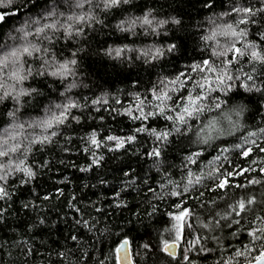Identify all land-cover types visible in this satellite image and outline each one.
Segmentation results:
<instances>
[{
	"label": "trees",
	"instance_id": "16d2710c",
	"mask_svg": "<svg viewBox=\"0 0 264 264\" xmlns=\"http://www.w3.org/2000/svg\"><path fill=\"white\" fill-rule=\"evenodd\" d=\"M37 2L40 6L28 11ZM94 3L102 7V0H94ZM22 4L24 0H12L11 4L2 0L0 6V13L6 17L0 22V59L8 57L6 63L0 65V83L13 86L17 91L27 90L30 94L21 96L20 104L11 98L0 102V140L6 138L5 129L12 131L14 122L27 125L39 121L48 114V109L65 102L60 93L72 83L76 86L66 95L86 106L72 110L79 122L70 119L68 127L62 129L63 135L44 147L33 146L26 158V166L36 172L33 180L21 185L22 174L16 173L10 178L7 187L12 193L11 200L0 201V209L4 210L0 219V264H117L115 249L124 239L129 241L135 264H185L180 259L183 251L198 238L201 243L197 249L205 247L212 251L193 250L189 253L193 264L254 261L260 251H264V242L253 243L247 234L251 227L264 226L256 219L257 216L264 217V172H261L264 169V151H261L264 148V63L251 60L249 52L228 65L234 79L226 80L224 85L218 83L216 73L193 72L192 66L208 60L217 68H223L235 55L234 49L224 56L213 53H225L232 45L233 35L228 25L235 26L241 18L232 9L264 7V2L130 0L129 5H121L108 13L94 11L102 23L78 25L84 29L83 34L67 40L57 34L61 36L55 45L58 59L73 58L71 54L77 52L75 75L64 80L40 76L43 65L35 57L25 56L17 61L8 54L26 43L24 33L19 29L34 31L35 25L31 28H25V25L32 24L46 7L56 5V18L61 23H65L69 15L87 12L88 7L78 8L77 0H48L47 6L44 0H30L24 7ZM148 11H151L153 26L160 20L167 23L155 32L148 26L137 25L131 32H121L116 27L121 20L143 16ZM254 19L256 23L239 24V29L247 30V37L236 40L235 48H243L245 43L252 42L257 45V51L264 52V41L259 38L260 33H264V16L257 14ZM174 20L180 23H173ZM46 22L50 21L41 20V23ZM27 39L34 40V37ZM172 44L176 45L174 51H165L154 61L143 57L136 59L138 51H125L116 59L107 55L110 48L127 46L134 50H154L159 47L166 50ZM29 71L32 75L20 83L9 78L16 72L27 76ZM181 73L184 74L181 76L184 86L178 82L174 86L176 91L171 93L177 105L191 92L193 96H204L202 105L212 109L204 111L198 119H190L191 129L181 125L185 135L176 134L172 122L162 117L141 122L124 114L129 108H136L137 97L146 101L145 111H152L153 88L159 86L160 80H174ZM248 76L252 79H247ZM197 82L203 83L204 88L197 87ZM3 90L0 89V94ZM93 100L100 102L93 105ZM216 103H221L219 109L215 108ZM10 111L15 112L13 117H9ZM222 113H230L231 118L224 119ZM171 114L175 115L174 112ZM216 119L219 120L216 128L223 134L205 128L201 135L218 138L209 145L197 144L195 133ZM138 127L172 132V135L161 144L149 132L137 133ZM20 131L13 134L19 135ZM93 131L101 146L89 145L91 151L86 152L81 138ZM23 132L31 139L40 129L38 126L25 127ZM110 135L119 138L134 135L136 139L123 148H116L115 142L106 140ZM68 136L72 137L71 142ZM9 143L15 141L9 140ZM236 145L250 147L252 151L244 157ZM154 147L161 152L160 157L155 158L158 164L148 155ZM225 147L229 149L224 154L228 156L227 161L223 160L220 151ZM110 148L114 150L110 151ZM194 151L202 154L195 164H189L186 157ZM92 152L103 157L100 165L92 166L86 172L80 171L91 164ZM217 156H221V160L210 165ZM214 168L219 169L214 176L229 170L251 171L229 178L233 187L227 196L221 191L210 190L215 187L213 179H204L183 197L168 195L174 188L183 189L189 171L195 178ZM252 179H259L261 183L249 184ZM201 192L203 196H200ZM45 196L48 199H44ZM241 198L254 200L241 225L228 227V221H221L222 227L213 231L202 227L213 217L219 219L216 212L226 214L231 211L228 205ZM25 204L29 207L25 208ZM177 204L192 213L187 219L191 226L182 230L179 241H175L172 228L175 222L171 219V215L179 214ZM41 218L46 221L43 225L39 224ZM233 218L240 219H230ZM77 220L87 221L88 227L77 224ZM73 235L78 237L75 242L70 238ZM173 241L178 245L176 260L162 251L165 242ZM145 244L150 247L145 249ZM246 247L251 251L245 256L235 255L236 251H244ZM84 252H89L90 258L81 259ZM59 253H64L67 259Z\"/></svg>",
	"mask_w": 264,
	"mask_h": 264
},
{
	"label": "snow or ice",
	"instance_id": "6c2138e0",
	"mask_svg": "<svg viewBox=\"0 0 264 264\" xmlns=\"http://www.w3.org/2000/svg\"><path fill=\"white\" fill-rule=\"evenodd\" d=\"M9 4L12 3V0H7ZM264 2V0H262ZM30 3V0H24V5ZM130 0H102V7L97 6L94 3V0H77L76 6L78 8H85L88 7V11L84 12L79 15H69L66 18L65 23H61V21L56 18L57 11L56 5L53 4L50 8L46 7V10L40 14L39 18L32 20V24L25 25V28H31L32 25H35L34 31H25L23 28L19 29L24 33V38L26 43L19 49L13 50L9 53V56H13L16 58L17 61L20 60L21 57H35L40 62H42L43 70L39 73L40 76H51L59 80L67 79L69 76L75 75V66L77 65L78 61L75 58L77 56V52H73L71 55L73 58H66L60 60L57 58V52L55 50V45L61 38V36L67 40L71 39L74 35L79 37L83 34L84 29L77 27L81 24H91L92 22L95 23H102L96 16L93 14L94 11H98L100 13H108L113 9L120 8L121 5H129ZM44 5H48V0H44ZM0 6H2V0H0ZM40 6L39 3H34L28 11H34L36 7ZM233 12L240 14L241 18L234 26L233 24L228 25V28L232 30L233 35V42L230 48L225 53L214 52L213 54L216 56H224L227 54L228 51L234 49L235 55L231 60H228L223 68H217L214 66L210 61L204 60L202 64H195L192 66L193 72H207V73H216L217 74V81L219 84L224 85L226 80H233L234 77L229 74L228 65L232 64L234 61L239 60L241 57L248 55L250 52L251 60L257 61L260 63H264V52L257 51V45L252 42H247L244 44L243 48H235L236 40H242L247 37V30L246 29H239V24H248V23H256L254 17L257 14H261L264 16V7H257L253 8L252 6H244V7H234L232 9ZM62 15V13H61ZM151 11L145 12L143 16H136L132 19H124L121 20L116 27L121 32H131L133 31L137 25L140 27L148 26L151 28L153 32L157 30L158 27H163L167 21L160 20L156 22V25L153 26V19L151 17ZM5 14L0 13V22L5 20ZM41 20L50 21L46 23H41ZM173 23H180L178 20H174ZM61 34L58 36L57 34ZM28 37H34V40H28ZM261 41H264V33H260L259 36ZM207 39V38H206ZM176 48L175 44L169 45V47L165 50L162 48H155L154 50L149 49H139L134 50L131 48H127V46L123 48H115V49H108L107 55L113 57V59L120 58L122 53L125 51L132 52L138 51L139 55L136 59L140 58H150L151 60H157L165 54V51L172 52ZM8 57L5 56L3 59H0V65H4L7 61ZM32 73L29 71L27 76L21 75L19 72L12 73L9 77L10 79L15 80L17 83H20L23 80H26L28 76H31ZM184 74L181 73L180 75L176 76L174 80L166 81L164 79L160 80L159 86L154 87L151 93V100L154 102L151 104L152 111H145L146 101L137 97V105L136 108L133 110L129 108L124 114L130 116L133 120H140L141 122L147 121L152 117L157 118H164L168 121H171L173 124V131L176 134L185 135L186 133L180 127L181 125L186 126L188 129H191V125L188 123L190 119H198L199 116L204 111H211V108H206L202 105V101L204 100V96L197 94L193 96L191 92L189 93L186 99H181L179 105H177V101L173 99L171 95L172 92L176 91L174 87L178 82H180L181 87H183V82H181V76ZM205 80L208 77H204ZM247 79L251 80L252 77L248 76ZM76 85L72 83L68 85L64 92H61L60 95L65 97V102L56 104L54 109H48V114L39 120L32 123L19 124L13 123L11 127V132L8 129H5L4 132L6 134V138L0 140V201H8L11 200L12 193L8 190V183L10 178L15 175L16 173L22 174L21 185L27 184L29 181L33 180L36 177V172L29 166H26V158L27 155L32 151L33 146L40 145L44 147L48 144H51L54 138L63 135L62 129L68 127V122L71 120H76L79 122V117L72 115L73 109H78L85 107L86 105H81L78 101L68 97L66 95L67 92L71 91ZM197 87L203 89L204 84L197 82ZM0 89H4L2 94H0V102H4L7 98H11L16 102V104H20V97L21 96H28L30 93L27 90L20 89L17 91L13 86H5L3 83H0ZM251 90V89H248ZM35 91V89H32ZM100 101L93 100L92 104H98ZM170 102V103H169ZM222 103V102H221ZM221 103H216L215 108L219 109L221 107ZM16 111H19L17 108ZM134 112L139 113V115H135ZM175 113L172 115L171 113ZM239 113H237L238 115ZM9 117H13L15 115L14 111L8 112ZM224 119H230V113H222L221 114ZM219 123V120H212L209 121L207 125L202 127L199 132L195 133L197 139V144L209 145L210 142L218 136H212L210 134L201 135V133L205 132V128L213 129L217 131L219 134H223L221 129H217L216 125ZM34 126H38L40 132L38 135H34L31 139L28 138L27 135H24L23 130L25 127L32 128ZM16 130H21L19 135H15ZM137 133L140 132H149L150 135L154 136L156 141L163 144L168 141L172 132H159L156 129H149L147 127H138L136 129ZM250 135H255L251 133ZM68 141L71 142L72 137H67ZM85 143V151L90 152L91 148L89 145L99 148L101 146V141L97 139V133L93 131L89 136L81 138ZM136 137L134 135H129L125 138H119L117 136H107V141L115 142L116 148H123L125 144L132 143ZM9 140L15 141V143H9ZM24 141H27L25 144ZM236 148L241 149V155L244 157H248L252 149L243 148L242 145H236ZM110 151L114 149H109ZM221 156L223 157L224 161L228 160V156L224 155L225 153L229 152L227 147L222 148ZM261 151H264V148H261ZM16 154H19L17 156ZM92 160L91 164L87 168H81L80 171L86 172L91 169L92 166H99L103 157L97 156L95 152H92ZM200 151H194L191 155L187 156L186 159L189 164H195L197 162V158L201 156ZM150 157L154 158L155 163H159L158 158L161 155V152L158 147H154L151 152L148 153ZM23 156L24 158H19ZM221 156L215 157L212 161H210V165H215L216 161L221 160ZM251 169H238L236 171L229 170L227 173L220 172L219 176H214V172H219V169L214 168L213 171L208 172L207 174H202L200 176H195L193 178L194 173L189 171L188 173V182L183 186L182 190H176L174 188L168 195L172 197H183L185 193H188L192 190L195 185L202 184L204 179H213L215 182V187L211 188L212 191H221L223 192L224 196H227L228 190L233 187L230 182V177L233 175H241L246 174ZM261 172H264V169H261ZM223 177V178H221ZM171 183V182H170ZM249 184H259L261 180L259 179H252L248 181ZM164 187V185H161ZM178 187V186H177ZM235 187H245L244 185H236ZM151 191V189H149ZM200 196H203V193H200ZM44 199H48L47 196ZM215 204V201H213ZM254 204V200L251 198L244 199L241 198L237 200L235 203L228 205L231 211L227 212L226 214H221L220 212H216L215 216H218L219 219L213 217L212 220H209L208 223H203L202 227L208 229L209 231L215 230V228L222 227L221 221H228V227H231L232 224L241 225L243 222L244 215L251 211L249 208L250 205ZM25 208L29 207V205L25 204ZM176 207L180 209L179 214L171 215V219L175 222L172 225V228L175 230V241H179L181 239L182 230L185 227H190L191 225L187 224L188 217L191 216V211L186 207H181L180 204H177ZM77 211H79L77 209ZM4 210L0 209V219L3 218ZM211 215V213H210ZM232 217H240V219H230ZM256 219L264 224V217L257 216ZM45 219L41 218L39 224H45ZM84 224L85 227H88L87 221L77 220V224ZM236 233H233L235 235ZM248 236L252 238L253 243L255 242H264V226L262 227H251V230L248 231ZM73 242L78 240V237L73 235L70 237ZM173 241L171 244L165 242L163 245L162 251H164L169 257L173 260L177 259V252H176V242ZM201 243V240L198 238L192 241L188 248H186L180 259H182L185 264H193V261L189 255L193 250H197L199 252H210L212 249L200 247L197 249V245ZM129 241L127 239L121 242L120 247L115 249L117 254V264H125L128 259L127 256V249H128ZM145 249L149 248L150 245L145 244ZM124 250L125 255L122 257L120 256L121 250ZM31 253V249L28 250ZM250 248H245L244 251H236L235 255L237 257H243L248 252H250ZM60 256L67 259L64 253H59ZM90 258L89 252L82 253L81 259ZM220 264H230V261H220ZM255 264H264V251H260L259 255L255 257Z\"/></svg>",
	"mask_w": 264,
	"mask_h": 264
},
{
	"label": "water",
	"instance_id": "95a60500",
	"mask_svg": "<svg viewBox=\"0 0 264 264\" xmlns=\"http://www.w3.org/2000/svg\"><path fill=\"white\" fill-rule=\"evenodd\" d=\"M124 240H125V239H124ZM122 241H123V240H122ZM122 241H120V243L117 245L116 248L120 247ZM171 243H172V242H170V244H171ZM176 245H177V243H176ZM176 252H177V255H178V245H177V247H176ZM119 255L122 256V257L125 255L123 249L121 250V252H120ZM127 256H128V259H127V261L125 262V264H135L134 261H133V259H132V255H131V251H130V246H129V245H128V249H127ZM116 258H117V254H116ZM246 264H255V260L252 261V262L246 263Z\"/></svg>",
	"mask_w": 264,
	"mask_h": 264
},
{
	"label": "bare ground",
	"instance_id": "6f19581e",
	"mask_svg": "<svg viewBox=\"0 0 264 264\" xmlns=\"http://www.w3.org/2000/svg\"><path fill=\"white\" fill-rule=\"evenodd\" d=\"M80 11V10H79Z\"/></svg>",
	"mask_w": 264,
	"mask_h": 264
}]
</instances>
